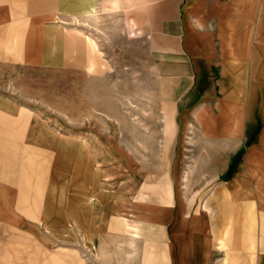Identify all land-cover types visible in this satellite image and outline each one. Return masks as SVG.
Listing matches in <instances>:
<instances>
[{
  "label": "crops",
  "instance_id": "obj_1",
  "mask_svg": "<svg viewBox=\"0 0 264 264\" xmlns=\"http://www.w3.org/2000/svg\"><path fill=\"white\" fill-rule=\"evenodd\" d=\"M157 10L152 64L174 130L155 196L147 142L138 157L112 133L65 130L67 116L6 94L0 67V264H264V0ZM112 153L140 173L134 191L112 186Z\"/></svg>",
  "mask_w": 264,
  "mask_h": 264
},
{
  "label": "rangeland",
  "instance_id": "obj_2",
  "mask_svg": "<svg viewBox=\"0 0 264 264\" xmlns=\"http://www.w3.org/2000/svg\"><path fill=\"white\" fill-rule=\"evenodd\" d=\"M162 2L133 0L127 9L105 12L102 0H94L97 17L78 13L77 21L71 13L75 9L62 0H0L5 93L42 114L67 116V131L112 133V146L135 156L141 157V142H147L145 170L152 196L162 177L156 148L164 146L168 131L150 42ZM78 31L97 50L67 45Z\"/></svg>",
  "mask_w": 264,
  "mask_h": 264
},
{
  "label": "bare ground",
  "instance_id": "obj_3",
  "mask_svg": "<svg viewBox=\"0 0 264 264\" xmlns=\"http://www.w3.org/2000/svg\"><path fill=\"white\" fill-rule=\"evenodd\" d=\"M64 2H69L70 10L72 11L73 8L75 9V12H71L72 14L75 13L76 20H80L78 13L83 15L84 17H91L96 18L98 14V9L96 4L94 3V0H62ZM250 4L253 3V0H248ZM133 3V0H102V8L105 12H112V9L114 7H124L125 9L129 8ZM80 34L76 36H71L67 39V45H69L72 48H77L78 50H82L83 52H86L89 50V47L93 46L90 42L91 40L86 38V35H84L82 32L78 31ZM88 39V40H87ZM96 46V45H95ZM97 47L93 46V49ZM89 53V51H88ZM96 63L94 62V69H95ZM169 120L167 122V130L171 134L174 130L173 122L171 121V116H168ZM129 168L125 165V162H123V158L119 156V154L112 153V186L120 185L122 187V192L124 193V187L126 186V190L129 192L130 189L134 191L135 184L139 183L140 177H138L140 174L139 172H130L129 176ZM130 184H133V187H129ZM118 194V193H117ZM127 228L129 232L132 234L138 235L139 234V222L129 221L127 220Z\"/></svg>",
  "mask_w": 264,
  "mask_h": 264
}]
</instances>
